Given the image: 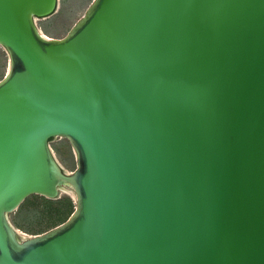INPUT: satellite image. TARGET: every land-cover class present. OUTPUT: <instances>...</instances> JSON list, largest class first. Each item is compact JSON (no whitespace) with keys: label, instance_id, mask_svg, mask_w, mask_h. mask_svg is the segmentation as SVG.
<instances>
[{"label":"water","instance_id":"95a60500","mask_svg":"<svg viewBox=\"0 0 264 264\" xmlns=\"http://www.w3.org/2000/svg\"><path fill=\"white\" fill-rule=\"evenodd\" d=\"M56 3L0 0V264H264V0H89L52 36Z\"/></svg>","mask_w":264,"mask_h":264},{"label":"rangeland","instance_id":"374dc122","mask_svg":"<svg viewBox=\"0 0 264 264\" xmlns=\"http://www.w3.org/2000/svg\"><path fill=\"white\" fill-rule=\"evenodd\" d=\"M89 0H57L55 9L46 16L36 17L35 23L40 28V31L47 35H61L73 22V20L82 12ZM7 62V56L4 48L0 44V75L3 73ZM48 144L51 147L55 157L65 170H69L74 166L73 150L68 140L62 135H52L48 139ZM66 193L70 196L73 194L70 185H64L60 188V194ZM70 193V194H69ZM72 199V198H71ZM30 212L28 208L25 210ZM42 219V218H40ZM37 219L26 218L27 223L35 224ZM17 227V226H16ZM21 235L33 233L19 227Z\"/></svg>","mask_w":264,"mask_h":264},{"label":"trees","instance_id":"16d2710c","mask_svg":"<svg viewBox=\"0 0 264 264\" xmlns=\"http://www.w3.org/2000/svg\"><path fill=\"white\" fill-rule=\"evenodd\" d=\"M72 206L73 201L66 193L48 197L31 192L25 195L12 211H9V218L15 226L26 231L36 232L64 219ZM28 208L30 212L25 211ZM28 216L30 219H37L35 224L27 223Z\"/></svg>","mask_w":264,"mask_h":264}]
</instances>
